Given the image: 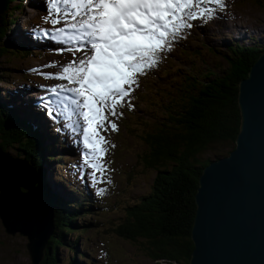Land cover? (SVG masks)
<instances>
[{
	"label": "trees",
	"instance_id": "obj_1",
	"mask_svg": "<svg viewBox=\"0 0 264 264\" xmlns=\"http://www.w3.org/2000/svg\"><path fill=\"white\" fill-rule=\"evenodd\" d=\"M256 1L264 6V0L263 3ZM26 3L35 7L38 16L44 14L42 0H0V57L21 59L59 54L60 51H50L46 47L51 45L48 41L29 40V43L19 44L5 38ZM254 40H250L252 44L233 40L229 46L230 54L221 53L222 66H210L206 61L201 63L198 50L195 53L193 50L184 52L191 59L190 65L184 70L183 77H180L183 72L173 75L172 96L164 107H161L165 98L160 89L155 90L154 97L152 93L147 95L139 91L142 94L139 103L145 113L138 115L153 120L146 128L138 130L144 147L138 164L154 172L149 190L138 201L125 206L126 213L114 229L122 237L141 241L153 264H190L194 247L191 238L196 210L194 194L198 179L205 164L227 155L235 146L241 123L237 99L239 81L248 75L255 54L264 50V43ZM30 45H35L37 50H32ZM158 67H152L150 74L153 79L158 75ZM175 68L171 63L160 73L171 76ZM0 79L5 81L2 75ZM150 83L155 85L153 80ZM157 106L162 108L161 115L156 113ZM28 118L22 103L18 106L0 99V154L3 156L6 152L9 157H12L10 154L22 157L19 159L30 166L34 177L32 186L38 193V199L52 212L53 231L46 240L44 254L38 264H58L60 248L67 250L65 264H81L77 258L82 259L85 254L79 250L82 232L79 218L83 211L92 209L90 193L86 188L70 184L61 173L57 176L63 178L69 196L65 191L62 194L54 191L44 163L51 166L49 160L61 161L67 155L47 143L41 129ZM55 149L61 151L56 157L51 155ZM18 189L27 191L24 184H20ZM82 224L89 226L92 223Z\"/></svg>",
	"mask_w": 264,
	"mask_h": 264
},
{
	"label": "rangeland",
	"instance_id": "obj_2",
	"mask_svg": "<svg viewBox=\"0 0 264 264\" xmlns=\"http://www.w3.org/2000/svg\"><path fill=\"white\" fill-rule=\"evenodd\" d=\"M260 1L263 3V0ZM200 7L212 9L211 18L198 16L196 19H189L187 22L191 24V27L182 29L179 36L172 40L171 49L168 52H163L161 65L156 69L158 71L156 79H153L150 74L153 71L152 67L147 68L144 73L138 75L137 83L132 86L130 95L117 105L116 115L109 114V121L115 122L118 130H112L108 124L106 130L102 132L108 141L105 145L108 151L103 157L106 169L103 174L97 172L95 180L92 177L93 169L84 165L85 148L81 139L83 138V125L80 127V131H74V128L78 127L77 125L68 126V136L74 134L77 139H80L79 142L76 139L75 143L74 140L72 141L74 144L71 142L68 144V138L64 135L66 130L63 131L64 126L62 124L57 125L54 117L48 118L44 108L39 109L37 106L39 103L32 98L33 95H40L43 88H47L42 85L38 86L36 82L39 78L47 80L43 83L49 82V87L52 85L56 88L61 85L73 86L68 81L59 78L60 76L52 81L53 71H55L52 66L56 63L62 64V66H58V69L63 71L64 67L74 61V57L67 61L64 60L68 57L65 53L56 56L46 55L45 57L35 55L21 59L0 57L2 58L0 59V75L5 79V81L0 79V99H6L9 104L14 103L19 106L22 102H26L27 98L28 105L25 107L27 115L33 119L35 115L45 117L44 119L48 123L46 127H42L38 125V123L42 124L39 118L38 121L36 120L38 123L35 119L33 120L34 124L42 127L41 130L46 142L50 144L52 140H55L53 143L55 147L60 144V146L64 145L65 148L73 149V152L66 153V150L58 147L62 152L55 149L51 155L56 157L61 152L67 156L61 158V161L49 160L51 166L43 162L46 171L49 170L47 176L50 183L58 190L67 193L63 178L57 176V173H61L62 170L64 176L71 183L76 186L86 184L91 191L92 209L83 211L79 218L81 221L80 229L82 230L79 238V250L85 254L82 259L77 258L81 264H153V261L143 250L141 241L122 237L114 229L126 213L125 206L138 201L140 196L149 190L154 172L153 169L144 168L138 164L139 156L144 151L138 137V130L139 128L143 130L153 120L150 117L141 118L138 115L145 113L144 107L139 103L142 98L139 91H144L147 95L152 93V97H154L155 90L160 89L165 98L161 106L164 107L167 104V99L172 96L173 75H179L183 72L180 76L183 77L185 75L184 70L190 65L191 59L186 57L184 52L193 50L195 53L198 50L200 51V58L202 57L201 63L206 61L210 66L218 64L222 66V62H220L222 61L221 53L230 54L229 46L233 40H246V43L250 39L252 41L257 39L260 44L264 43V6H261L256 0H224V7L222 8L214 3H204ZM35 15V7L26 3L23 12L7 31L5 38H10L19 44H21L20 42L29 43V40L33 41L31 36L34 32L29 24L30 20H36ZM52 34L49 33V37L55 41ZM30 46L32 50H37L35 45ZM76 47L78 46L74 48ZM259 54H255V59ZM44 62H48V66L40 68L39 65ZM171 63L176 66L175 71L171 76L162 75L160 71L166 69ZM44 69H47L46 74H44L46 71ZM150 80H153L155 85L151 84ZM161 107H156L157 115H161L163 112ZM52 126H55L57 130L54 131ZM5 153L3 152L4 157L12 159H9L8 162L12 163L13 160H16V162L26 164L25 167H30L25 161L20 160L22 157L19 155L10 154L12 157H9ZM133 167L134 170H132ZM2 184L10 187L9 192L12 190L9 180H3ZM20 191L23 192V190ZM73 194L76 196V192ZM67 195L69 196L68 193ZM30 203L28 198L26 204ZM40 207L38 206L37 210L42 213ZM83 222H91L92 224L84 226ZM27 242L28 238L25 233L6 231L0 219V264H32L26 246ZM66 253V248L59 249L58 264H65Z\"/></svg>",
	"mask_w": 264,
	"mask_h": 264
},
{
	"label": "snow or ice",
	"instance_id": "obj_3",
	"mask_svg": "<svg viewBox=\"0 0 264 264\" xmlns=\"http://www.w3.org/2000/svg\"><path fill=\"white\" fill-rule=\"evenodd\" d=\"M204 3L224 7V0H53L52 12L58 15L51 23L65 21L53 38L79 42L70 49L73 52L87 47L92 53L63 68L59 78L76 86L52 88L58 99L50 103L58 108L71 105L69 116L82 118L84 165L93 169L94 180L106 169L108 141L102 132L108 124L118 130L109 114L116 115L117 105L130 95L138 75L157 63L160 52L171 48L182 29L191 27L189 19L211 18L213 10L200 7Z\"/></svg>",
	"mask_w": 264,
	"mask_h": 264
},
{
	"label": "water",
	"instance_id": "obj_4",
	"mask_svg": "<svg viewBox=\"0 0 264 264\" xmlns=\"http://www.w3.org/2000/svg\"><path fill=\"white\" fill-rule=\"evenodd\" d=\"M237 99L241 123L235 146L205 164L198 179L190 264H264V50L240 79ZM20 184L17 193L30 195V185L21 192ZM11 188V198L18 201ZM37 194L31 196V212L17 218L0 187V219L6 231L26 234L33 264L42 258L53 231L51 209ZM38 206L45 213L41 220L32 209Z\"/></svg>",
	"mask_w": 264,
	"mask_h": 264
},
{
	"label": "bare ground",
	"instance_id": "obj_5",
	"mask_svg": "<svg viewBox=\"0 0 264 264\" xmlns=\"http://www.w3.org/2000/svg\"><path fill=\"white\" fill-rule=\"evenodd\" d=\"M36 120L38 121L37 117H36ZM8 161H10V160L7 159L6 157L0 156V184H1L0 187L2 189L3 199H6L7 201L10 202V204L13 206L14 211H15V209H17L15 211L16 213H14V214L16 215L17 218H19L21 215L24 216L26 211L27 212H31V210L29 208L30 204H26V203L28 201V198L30 199L31 202H34V201L31 200V196L36 191L32 187V183L34 181V177L32 176V174H31L32 172H30V169L27 168L28 166L25 167L26 165L24 163L16 162V161H12V163H10ZM14 164H15V166H14ZM16 166H17V168H16ZM20 174H21V176H20ZM14 177L17 179L18 182H23L25 184V186L26 185H30V187H31V191H30L31 194L30 195H19L17 193V191H16L17 181L15 180ZM3 180H9V184L12 183L11 186L13 187V190H14L15 194L17 195L18 199H19L18 201H14L11 198V195H10V193L8 191V190H10V187H7L6 185H3L2 184ZM40 208H41V211H43L42 213L39 212L37 210V208H35V207H33L32 209H33L35 214L36 213L40 214V220H41V217L45 216L44 215L45 213H44L43 208L42 207H40ZM13 209H11V210H13ZM15 220L16 219H14V223L16 222ZM38 235H41V234L38 233Z\"/></svg>",
	"mask_w": 264,
	"mask_h": 264
}]
</instances>
